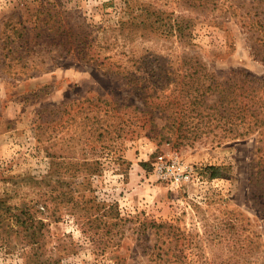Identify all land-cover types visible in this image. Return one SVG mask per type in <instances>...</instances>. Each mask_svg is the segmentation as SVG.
Listing matches in <instances>:
<instances>
[{
  "label": "rangeland",
  "instance_id": "obj_1",
  "mask_svg": "<svg viewBox=\"0 0 264 264\" xmlns=\"http://www.w3.org/2000/svg\"><path fill=\"white\" fill-rule=\"evenodd\" d=\"M261 21L264 0H0V195L35 225L0 229V264H264V127L188 111L185 75L262 78Z\"/></svg>",
  "mask_w": 264,
  "mask_h": 264
},
{
  "label": "trees",
  "instance_id": "obj_2",
  "mask_svg": "<svg viewBox=\"0 0 264 264\" xmlns=\"http://www.w3.org/2000/svg\"><path fill=\"white\" fill-rule=\"evenodd\" d=\"M159 13L158 20L162 21V26L164 27V30L169 35H177L180 38H182L185 35L186 29L182 26V21H179L178 19H174V23L172 20H169ZM166 20L170 21L167 22ZM165 22V23H164ZM260 26L263 30V39L260 40V44H263L264 46V23L261 21ZM247 25L245 24V28ZM247 31H250V29L247 27ZM264 60V57H262ZM190 62L193 63L189 67V69L186 70L185 75H188L191 77L194 81L189 82L190 85L188 87L191 88L190 94L192 97H194L195 101L193 104L195 107H188V111L195 113L197 116L200 117H207L211 114L219 115L221 118L229 117L231 118L233 115L239 114V117L242 119V122L245 121L248 113L252 116V121L248 124L243 123L242 126L247 125L245 131H240L239 129H233L234 135H232L233 138H240L243 137L245 134H248L249 132H254L255 130H260L262 127H264V76L262 78H257L250 73L246 71H239L241 73V78H239L240 82H237L234 86L228 84V83H219L217 81H214L213 77L210 79L211 76H213L212 73L209 72L206 65H203L201 61L194 60L193 58H189ZM117 72L121 75L131 78L129 75V72L126 68H117ZM162 73V71H161ZM210 80L211 82H209ZM137 84H139L136 80L133 79ZM256 85V86H255ZM170 86V83L167 85V87ZM165 87V88H167ZM142 92L147 93V88L144 86H141ZM194 94V95H193ZM213 94L217 95V100L214 103H208V100L210 96ZM230 98V99H229ZM229 99V101L227 100ZM220 103V107L224 108L223 112H220L219 108L215 106V104ZM169 105V104H168ZM158 107V105H157ZM210 109H213V113H208ZM187 108H179V113L182 116H186ZM233 121V120H232ZM180 128V127H179ZM81 165L86 166L87 168L85 171L88 172V168L92 167L90 170V173L95 174L98 172V162L95 161H83ZM212 171V176H217L218 172L223 170L222 167H216L211 166L210 167ZM64 196H67L66 193H63ZM84 197V196H83ZM21 214L25 215L26 217L22 219L20 217V214L14 213L10 205L5 201V197L0 195V229L7 231L10 233L11 231L17 232L18 228H23L24 230H27L29 228L35 227L34 225V219L29 216L30 220L27 219V214L30 215V213H27L26 209H23L21 211ZM17 226H14V225ZM16 228V229H15ZM33 231L36 232L34 229ZM34 232V233H35ZM35 234H30V238L35 239ZM4 243L7 245L8 241L4 239Z\"/></svg>",
  "mask_w": 264,
  "mask_h": 264
},
{
  "label": "built area",
  "instance_id": "obj_3",
  "mask_svg": "<svg viewBox=\"0 0 264 264\" xmlns=\"http://www.w3.org/2000/svg\"><path fill=\"white\" fill-rule=\"evenodd\" d=\"M168 168H171V167H168Z\"/></svg>",
  "mask_w": 264,
  "mask_h": 264
}]
</instances>
